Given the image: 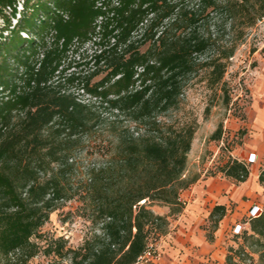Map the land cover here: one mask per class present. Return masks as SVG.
Listing matches in <instances>:
<instances>
[{
  "label": "trees",
  "instance_id": "16d2710c",
  "mask_svg": "<svg viewBox=\"0 0 264 264\" xmlns=\"http://www.w3.org/2000/svg\"><path fill=\"white\" fill-rule=\"evenodd\" d=\"M105 15L99 50L62 68L74 40L90 42ZM263 20L264 0H0V264H29L41 251L33 239L76 199L101 233L67 251L72 264H137L151 237L169 234L170 218L186 209L182 193L200 179L185 177L196 127L162 117L198 77L229 106L226 74ZM75 88L92 104L79 102ZM93 136L100 157L84 166L79 155ZM223 172L238 184L252 175L233 157ZM225 213L213 209L216 228ZM250 224L247 242L264 264V213ZM65 248L50 254L68 257ZM235 253L229 264L252 260L245 247Z\"/></svg>",
  "mask_w": 264,
  "mask_h": 264
},
{
  "label": "rangeland",
  "instance_id": "374dc122",
  "mask_svg": "<svg viewBox=\"0 0 264 264\" xmlns=\"http://www.w3.org/2000/svg\"><path fill=\"white\" fill-rule=\"evenodd\" d=\"M147 48L145 47L143 50L145 51ZM254 48L259 50L251 55ZM263 49L264 20L251 30L248 39L239 48L235 58L232 59L225 79L230 92L231 102L229 106L224 104L221 90L209 88L206 79L198 77L188 84L184 96L181 98L179 108L172 111L168 116L162 117V120L168 125L177 128L185 125L196 127L192 149L188 155L189 160L185 177H199L200 179L189 190L191 191L194 188V191H196L197 185L205 186V189L209 190L207 194L210 198L204 203L206 209L213 210L217 206H226V213L219 221L217 228L215 225L216 219H211V215H208L206 223L202 225L207 238L206 243H198L196 248L209 253L212 248L211 245H214L217 250H220L218 254L221 256L226 255L227 263L230 255L238 260L235 251L240 250L241 247H245V251L252 256V260L248 264H259L260 260L259 254L255 253L257 248H251L253 242H247L246 239L252 235L251 232H245L240 239L230 238L225 226L218 236H216V232L220 229L224 220L229 223L232 222V219L242 218L249 206L247 201L257 200L264 205V189L248 195L249 192H253L249 188L242 193L239 203L234 202L232 198L234 191L243 190L241 189L243 186L229 179L223 172V166L230 157L246 162L245 160L248 161L251 155H259V161L255 165H249V167L252 172V180L257 176L264 187V129L257 122L259 113L254 105L255 91L259 85V79L264 76ZM254 63H257L256 67L253 66ZM106 75V72L101 73L93 78L92 83L100 81ZM70 92L76 96L79 94V98L87 102L86 104H92V102H89L90 97L83 96L81 90L78 91L75 88ZM114 114H117V112ZM114 114L107 112L105 115L107 117L112 116V119H114ZM125 119H127L125 116L121 118V120L126 121V124H129ZM221 128V138L214 140L213 135ZM100 148V140L94 136L84 144L85 151L79 155L85 161L84 166L97 161L100 157ZM261 176H263L262 180ZM80 178L78 177L75 183H78L81 180ZM207 180H210V182L207 185L203 184ZM230 186L233 187L230 188ZM80 206L81 203L78 199L72 200L62 205L51 215L40 238L33 239V241L40 244L41 251L36 257L32 258L29 264H72L71 258H69L71 254L67 251L79 250L86 243V240L91 239L95 234L101 233L99 226L93 225L83 216ZM168 209L167 207L158 206L153 208L157 214L161 215H166ZM243 221L245 222V220ZM151 240L158 245L161 255V248L167 240L166 236L156 243L153 237H151ZM63 243L66 246L64 253H67L68 257L60 258L52 253L50 254L51 248L60 247ZM146 264H156V262Z\"/></svg>",
  "mask_w": 264,
  "mask_h": 264
},
{
  "label": "crops",
  "instance_id": "0c3cea01",
  "mask_svg": "<svg viewBox=\"0 0 264 264\" xmlns=\"http://www.w3.org/2000/svg\"><path fill=\"white\" fill-rule=\"evenodd\" d=\"M245 161L247 162V160ZM209 182L210 180H207L203 184L207 185ZM241 185L243 186V188H241L243 190L238 192L234 191V195L232 197L234 202L239 203L242 193H244L245 190L249 188H251L253 192H249L248 195L255 194L256 191L264 189L257 176L254 180H252L251 177V179L245 183H241ZM232 187L233 186H230V188ZM195 190L196 191H194L193 188V190H188L182 194L181 197L186 204V209L182 214L176 216L174 219L170 218V232L166 236L167 240H165V244L161 248L162 253L160 255V260L156 261V264H228L226 255L223 254L221 256L218 254L220 250H217L214 245H211L212 248L209 253L204 252L203 249L196 248L198 243H206L207 238L205 237V232L202 229V225L206 223L208 215H211L213 210L209 208L206 209L204 206V203L208 198H210V196L207 194L209 190H206L205 186L202 185H197ZM247 203L249 206L242 218L232 219V222L229 223H226L224 220L220 229L216 232V236L222 232V229L225 226L228 232L227 234L230 238H242V235L236 236L233 234L234 227L240 222H244L243 220L246 221L248 211L254 204L264 207V205L260 204L257 200H249ZM166 212L167 213L164 216H168L170 214V208ZM246 229L247 232H251V225L249 224ZM162 261L164 263H161Z\"/></svg>",
  "mask_w": 264,
  "mask_h": 264
},
{
  "label": "built area",
  "instance_id": "2783aa9c",
  "mask_svg": "<svg viewBox=\"0 0 264 264\" xmlns=\"http://www.w3.org/2000/svg\"><path fill=\"white\" fill-rule=\"evenodd\" d=\"M100 7H104L103 3H99L98 4ZM116 5H118V3H116ZM19 9H22V7H20ZM8 11L11 12L12 9L8 8ZM8 12V13H9ZM107 16H101L98 20H97V24H96V34L94 35L93 39L90 40V42L87 43H81L78 39L74 40V42L72 43V45L69 47V51L67 56L65 57L64 61L62 62V68L64 67H69L71 65V63H85L86 61H90L91 56L97 52V50H99L98 44L101 42L102 38H101V29L103 24L106 21ZM17 22V20H15V23ZM115 40H112V43H114ZM86 56H90L88 58V60H84L83 58ZM44 57V55H42L41 59ZM92 67V65H91ZM76 68H74L72 71H75ZM92 71V70H91ZM91 71H87L86 73H90ZM139 72H143V69H140ZM138 78V77H137ZM79 91V90H78ZM82 95L83 96H88L90 97L91 100H89V102H92V96H89L88 94L85 93V91L82 89L81 90ZM80 95L78 94V100L79 102L86 104L87 102L81 100ZM88 105V104H87ZM259 160V156H257L256 154L251 155V157L248 159L247 164L248 165H254L257 161ZM264 213V207L260 206V205H253L251 207V209L248 211V214L246 216V221L245 222H240L239 224H237L234 229H233V234L236 236H240L243 235L245 232H247L246 228L247 226L251 223V220L256 219V217H259L260 215H262ZM160 251L158 248L157 244H151L147 250L144 252L143 256L139 259V262L137 264H146L148 262H156L158 260H160Z\"/></svg>",
  "mask_w": 264,
  "mask_h": 264
},
{
  "label": "bare ground",
  "instance_id": "6f19581e",
  "mask_svg": "<svg viewBox=\"0 0 264 264\" xmlns=\"http://www.w3.org/2000/svg\"><path fill=\"white\" fill-rule=\"evenodd\" d=\"M256 99H255V108L259 113L257 122L261 124V127L264 129V76L259 79V85L256 88Z\"/></svg>",
  "mask_w": 264,
  "mask_h": 264
}]
</instances>
